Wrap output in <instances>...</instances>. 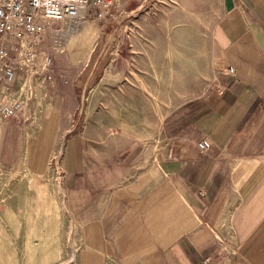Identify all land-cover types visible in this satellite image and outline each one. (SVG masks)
<instances>
[{
	"label": "crops",
	"instance_id": "crops-1",
	"mask_svg": "<svg viewBox=\"0 0 264 264\" xmlns=\"http://www.w3.org/2000/svg\"><path fill=\"white\" fill-rule=\"evenodd\" d=\"M218 22L212 52L222 74L165 114L151 155L132 147L92 166L83 136L67 140L80 264H264V0H223ZM1 123V166L45 171L56 123L49 140L50 121L30 136L26 123Z\"/></svg>",
	"mask_w": 264,
	"mask_h": 264
},
{
	"label": "rangeland",
	"instance_id": "rangeland-1",
	"mask_svg": "<svg viewBox=\"0 0 264 264\" xmlns=\"http://www.w3.org/2000/svg\"><path fill=\"white\" fill-rule=\"evenodd\" d=\"M222 11L223 0H129L116 21L90 14L52 22L44 46L54 78L38 84L37 116L25 123L30 136L50 121L47 140L56 123L58 143L41 174L0 164V264H80L83 240L63 180L67 140L83 136L92 166L132 147L151 155L165 114L223 72L212 52ZM89 23L98 34L86 48ZM3 136L0 128V146Z\"/></svg>",
	"mask_w": 264,
	"mask_h": 264
},
{
	"label": "built area",
	"instance_id": "built-area-1",
	"mask_svg": "<svg viewBox=\"0 0 264 264\" xmlns=\"http://www.w3.org/2000/svg\"><path fill=\"white\" fill-rule=\"evenodd\" d=\"M128 1L0 0V121L25 123L37 116L32 106L38 84L54 78L53 57L44 46L53 21H73L90 14L116 21ZM228 70L234 76L238 71L233 66ZM208 146L205 140L198 142L202 150ZM59 159L55 157L57 164Z\"/></svg>",
	"mask_w": 264,
	"mask_h": 264
},
{
	"label": "bare ground",
	"instance_id": "bare-ground-1",
	"mask_svg": "<svg viewBox=\"0 0 264 264\" xmlns=\"http://www.w3.org/2000/svg\"><path fill=\"white\" fill-rule=\"evenodd\" d=\"M94 25L91 24V23L87 24L84 27L83 32L81 33L83 39L85 40V45H86L85 47L86 48H90L91 47V45L93 44V41L95 40L96 34H98Z\"/></svg>",
	"mask_w": 264,
	"mask_h": 264
}]
</instances>
